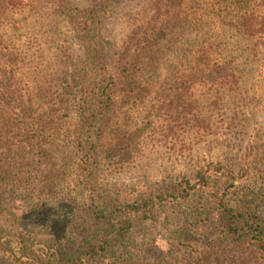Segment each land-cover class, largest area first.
<instances>
[{
  "label": "rangeland",
  "instance_id": "1",
  "mask_svg": "<svg viewBox=\"0 0 264 264\" xmlns=\"http://www.w3.org/2000/svg\"><path fill=\"white\" fill-rule=\"evenodd\" d=\"M64 1L61 7L54 0H0V105L15 102L9 94L13 85L7 83L12 53L20 60L16 87L24 93L22 102L52 107L54 114L46 118L49 124L58 120L60 134L46 138L59 178L55 200L80 207L140 191L161 195L164 203L154 220L138 221L132 248L137 254L183 260L192 245L198 248L206 240L204 234H212L213 194L202 178L221 189L229 186L228 196L252 190L264 196V10L251 4L263 24L249 37L237 27L238 11L227 8V0H184L196 27L185 24L140 49L131 47V20L145 12L149 0ZM93 7L100 10L97 43L83 29L91 16L85 9ZM96 50L112 61L105 72L102 65H92ZM132 55L135 92L120 83L124 60ZM218 63L231 74L223 83ZM95 74L103 85L109 75L117 82L107 136L121 143L113 156L101 154L85 164L77 152L69 160L66 152L77 126L73 96L89 90ZM5 111L0 114L7 117ZM184 180L193 186L189 197L173 200ZM15 197L16 204L25 199L20 191ZM189 230V239L181 237ZM13 231L6 234V247L16 251ZM5 248L0 264H23L25 259L9 257Z\"/></svg>",
  "mask_w": 264,
  "mask_h": 264
},
{
  "label": "trees",
  "instance_id": "2",
  "mask_svg": "<svg viewBox=\"0 0 264 264\" xmlns=\"http://www.w3.org/2000/svg\"><path fill=\"white\" fill-rule=\"evenodd\" d=\"M54 1L61 7L66 5L64 0ZM254 3L259 5L257 11L264 10V0H227V8L238 11L235 14L237 27L240 25L241 33L249 37H255L257 26L263 24L254 14L251 6ZM147 4L145 12L131 20V47L141 49L158 42L185 24L196 27L195 14L184 8V0H149ZM85 11L91 16L83 23V29L88 39L97 43L100 10L93 7ZM207 47L208 50L209 43ZM11 57L6 61L11 67L7 83L13 85L9 94L15 102L0 105V110L6 109L4 114H8L7 117L0 114V250L6 247V234L13 229L16 251L10 247L5 249L9 257L19 254L20 259H25L21 261L23 264H264V196L260 195V190H252L250 194L234 192L228 196L229 186L221 189L216 182L210 184L202 178L203 185L213 194L214 216L208 230L212 234L211 237L204 234L206 240L201 241L198 248L192 249V245L179 261L178 255L164 260L160 255L137 254L132 248L131 235L138 221L154 220L156 210L164 203L161 195L140 191L130 198L114 197L80 207L71 202H57L53 194L59 178L53 173V153L47 147L52 142L46 138L60 134V129L56 128L58 120L49 124L51 121L46 118L54 114L52 107L42 110L35 102H22L24 93L19 95L16 87L20 60L12 53ZM130 58L124 60L120 74L124 80L120 83H124L125 91L135 92L136 86L132 83L136 56ZM99 64L105 72L112 61L105 52L96 50L92 65ZM212 66L207 62L208 68ZM228 68L219 63L215 66L222 83L231 75ZM207 74L213 78L211 71ZM98 75L92 77L89 90L73 96L77 126L75 134L68 139V160L73 159V151L80 159L87 160L85 164L101 154L113 156L121 143L119 139L114 143L107 136L117 104V82L109 75V82L103 85ZM232 78L238 80L237 76ZM184 183L174 189L173 200L189 197L193 186L188 180ZM18 191L26 200L20 199L16 204ZM205 227L202 229H207ZM189 233L184 232L181 237L187 240L191 230Z\"/></svg>",
  "mask_w": 264,
  "mask_h": 264
}]
</instances>
